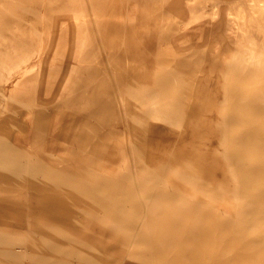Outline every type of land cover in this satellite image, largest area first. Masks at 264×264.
<instances>
[{
	"label": "bare ground",
	"instance_id": "bare-ground-1",
	"mask_svg": "<svg viewBox=\"0 0 264 264\" xmlns=\"http://www.w3.org/2000/svg\"><path fill=\"white\" fill-rule=\"evenodd\" d=\"M0 264H264V0H0Z\"/></svg>",
	"mask_w": 264,
	"mask_h": 264
}]
</instances>
